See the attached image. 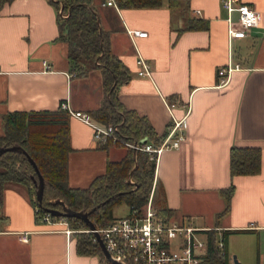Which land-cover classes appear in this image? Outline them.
<instances>
[{"label": "crops", "instance_id": "1", "mask_svg": "<svg viewBox=\"0 0 264 264\" xmlns=\"http://www.w3.org/2000/svg\"><path fill=\"white\" fill-rule=\"evenodd\" d=\"M103 1L93 0L101 28L131 73L118 87L121 103L144 116L161 139L171 113L175 118L187 113L185 138L155 161L152 206L159 180L172 220L219 227L217 239L224 235L226 252H234L240 264H264V0H243L261 18L242 43H236L242 38L232 41L239 68L223 84L217 70L227 61L228 46L220 0H177L174 6L162 0L151 8ZM190 18L205 19L209 27L178 32ZM126 28L147 33L130 36ZM58 34L57 10L47 0H12L0 6V135L2 116L10 111L54 109L64 100L84 112L100 105V70L89 66L77 74ZM137 52L149 61L151 78L136 73ZM173 94L180 103H167ZM69 134L68 184L73 187L87 186L109 160H120L128 150L120 143L95 141L92 127L72 115ZM233 145L260 148L258 173L230 175ZM231 183L229 211L218 216L224 206L219 190ZM250 223L253 228H247ZM66 227L63 220L35 221L26 188L7 184L0 203V264H107L98 254H79L75 236L67 234ZM22 233L27 241L19 238Z\"/></svg>", "mask_w": 264, "mask_h": 264}, {"label": "trees", "instance_id": "2", "mask_svg": "<svg viewBox=\"0 0 264 264\" xmlns=\"http://www.w3.org/2000/svg\"><path fill=\"white\" fill-rule=\"evenodd\" d=\"M12 0H0V6ZM57 10L59 34L57 39L67 45L68 60L73 63L77 74H84L90 66L100 70L102 78V99L97 108L87 110L94 119L104 124L116 126L115 133L127 142L157 144L160 137L156 135L148 120L135 110L126 108L118 98V87L127 82L131 73L122 60L112 52L109 34L101 28L99 32V16L93 0H47ZM119 7L151 8L161 5L162 0H115ZM177 0H169L174 6ZM61 9V13L59 12ZM208 21L202 18H190L178 29H207ZM89 63V65H87ZM168 104L180 103L178 95L166 98ZM69 113L60 108L39 110H14L2 116L3 134L0 145H21L34 160L44 178L41 205H38L36 186L37 179L31 162L23 152L4 151L0 154V203L7 184H18L26 188L34 211L35 221L53 206L51 200L59 198L72 209L89 210L88 217L95 227H103L114 218L115 206L126 203L128 206L140 208L147 201L152 189L155 161L149 159L147 152L128 147L127 153L120 160L106 163L105 171L96 175L84 187H73L68 184V154L72 147L69 134ZM172 126L168 125L164 135ZM145 138V140H143ZM111 143V141L106 142ZM118 143V142H116ZM121 144V143H120ZM261 150L258 146H231L229 150V171L231 176L256 174L261 167ZM136 166L134 167V165ZM131 172L130 179L128 174ZM234 185L219 190L224 206L217 215L226 214L230 208V200ZM163 190L159 180L156 181L152 202L155 210L170 217L172 209L167 208L162 200ZM60 208L57 203L54 205ZM62 218L70 228L88 229L82 219L76 217L52 216ZM45 223V222H43ZM207 253L200 264H230L225 248L217 246L215 230H208ZM76 251L79 254H98L101 261L109 263L104 257L97 241L92 239L90 231H73ZM224 235L222 240L224 243ZM240 264V263H239Z\"/></svg>", "mask_w": 264, "mask_h": 264}, {"label": "built area", "instance_id": "3", "mask_svg": "<svg viewBox=\"0 0 264 264\" xmlns=\"http://www.w3.org/2000/svg\"><path fill=\"white\" fill-rule=\"evenodd\" d=\"M102 4L116 5L115 0H104ZM220 5L225 12L228 46L227 61L217 70L219 83L223 84L228 80L230 72L239 68V64L233 60L232 41L248 35L250 30L259 24L261 16L255 7L243 0H220ZM195 13H199V10L196 9ZM126 32L130 36H145L147 33L145 30L133 28H126ZM135 63L138 75L151 78L152 69L149 61L138 52ZM42 64L45 69H49V63L46 60H43ZM59 106L69 115L76 116L90 125L93 139L100 144L111 141V143L118 142L127 147L141 149L148 153L149 159L154 161L164 149L178 148L180 141L185 138L187 113L181 118H175L170 112L172 126L160 142L154 145L148 141L140 144L123 140L115 133L116 126L99 122L87 112L73 110L67 100L61 101ZM128 207L129 211L126 215L114 217L103 227H95L110 258L123 264H200L208 249L207 231L219 230V227H197L165 217L152 206L151 196H148L146 203L140 208L133 205ZM36 210L34 208V211ZM60 220L62 218L53 219L47 211L40 218L41 222L46 223ZM253 227L252 223L247 226V228ZM65 230L67 234L75 231L68 226ZM85 231L90 230L85 229ZM19 238L23 241L28 239L25 233H22ZM92 239L96 241L94 235ZM217 246L220 249L224 248L222 238L217 239Z\"/></svg>", "mask_w": 264, "mask_h": 264}, {"label": "water", "instance_id": "4", "mask_svg": "<svg viewBox=\"0 0 264 264\" xmlns=\"http://www.w3.org/2000/svg\"><path fill=\"white\" fill-rule=\"evenodd\" d=\"M59 12L61 13V9H59ZM98 29L99 32L101 31V25L100 22H98ZM143 140H145V138H143ZM17 151V152H23L26 156L27 159L31 162L32 166L34 167V170L36 172L37 175V179L33 178L34 184L36 186V197L35 200L37 202L38 205H41L42 202V194H43V188H44V178L41 175V173L39 172L37 165L35 164L34 160L31 158V156L26 152V150L19 144L14 143L12 145L9 146H5V145H0V154L3 153L4 151ZM136 166V164L134 165V167ZM131 172L132 170L129 172L128 174V180L131 181L130 176H131ZM51 204L53 206L51 207H47L45 208L47 212H49L52 216H60V217H76L79 219H82L85 224L87 225L88 229L92 232V234L95 236L96 241L104 255V257L111 263L113 264H123L120 263L116 260H113L112 258H110L109 253L107 252L104 243L102 241V239L100 238L98 232L95 230V225L91 222V220L88 217V214L95 209L97 206H94L93 208L89 209V210H75L70 208L69 206H67L63 200L59 199V198H55L53 200L50 201ZM59 204L60 208H56L54 205L55 204ZM233 263L234 264H239V261L235 258V255H233Z\"/></svg>", "mask_w": 264, "mask_h": 264}, {"label": "rangeland", "instance_id": "5", "mask_svg": "<svg viewBox=\"0 0 264 264\" xmlns=\"http://www.w3.org/2000/svg\"><path fill=\"white\" fill-rule=\"evenodd\" d=\"M243 41H244V39L242 38V39L236 41V43H242ZM87 65H89V63H87ZM96 68L97 67H95V70H96ZM97 70H99V69L97 68ZM128 211H129L128 205L126 203H121V204H119V205H117V206L114 207L113 214L115 216H123V215H126L128 213ZM74 230H75V232H77V231H82V230H85V229L74 228ZM260 246L263 247V249H264V243H263V241H262V243H260ZM228 255H229V260L231 261V263H233V255H236V254L234 252H229ZM235 258L238 259L237 256H235ZM238 261H239V259H238ZM107 264H113V263L109 262Z\"/></svg>", "mask_w": 264, "mask_h": 264}]
</instances>
